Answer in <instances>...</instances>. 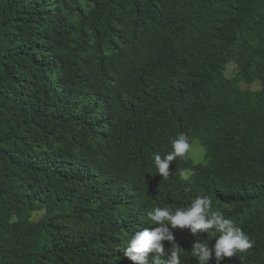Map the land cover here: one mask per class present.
I'll return each mask as SVG.
<instances>
[{
	"label": "trees",
	"instance_id": "trees-1",
	"mask_svg": "<svg viewBox=\"0 0 264 264\" xmlns=\"http://www.w3.org/2000/svg\"><path fill=\"white\" fill-rule=\"evenodd\" d=\"M179 133L206 162L163 180ZM198 196L255 242L220 264H264V0H0V264H133L147 211Z\"/></svg>",
	"mask_w": 264,
	"mask_h": 264
},
{
	"label": "clouds",
	"instance_id": "clouds-1",
	"mask_svg": "<svg viewBox=\"0 0 264 264\" xmlns=\"http://www.w3.org/2000/svg\"><path fill=\"white\" fill-rule=\"evenodd\" d=\"M169 143L170 151L163 155L154 153L152 157L156 173L163 180L170 178V163L178 158L203 159V149L197 148L185 133L170 137ZM192 175L191 170H181L179 179L189 182ZM145 223L155 227L136 231L123 249V255L133 264H149V260L152 264H181L183 249L175 243L171 231L177 228L188 229L197 238L193 241L191 255L198 260V264H207L213 256L217 264H220L225 258L246 253L255 243L240 226L215 208L207 196L194 198L186 207L154 206L147 211ZM202 233H206L208 239L200 240ZM212 238H215V243L210 247L209 241ZM165 241L171 247L166 249Z\"/></svg>",
	"mask_w": 264,
	"mask_h": 264
},
{
	"label": "rangeland",
	"instance_id": "rangeland-1",
	"mask_svg": "<svg viewBox=\"0 0 264 264\" xmlns=\"http://www.w3.org/2000/svg\"><path fill=\"white\" fill-rule=\"evenodd\" d=\"M238 70L236 68V65L235 64H231L229 67H228V70H227V76L228 78H235L236 80V76L238 75ZM237 86L242 90V91H245V90H248L250 89L251 91H258L260 90V86L257 82H254L250 85L248 84H245L244 82H241V80H237ZM195 146L197 148H200V149H203V159L202 160H199V159H193V161L195 163H205L206 160H205V150L204 148L199 144L198 141H195L194 142Z\"/></svg>",
	"mask_w": 264,
	"mask_h": 264
}]
</instances>
